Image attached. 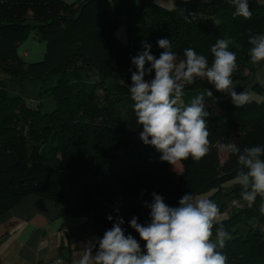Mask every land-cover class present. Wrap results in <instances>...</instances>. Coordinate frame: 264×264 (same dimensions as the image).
Here are the masks:
<instances>
[{
	"label": "trees",
	"instance_id": "16d2710c",
	"mask_svg": "<svg viewBox=\"0 0 264 264\" xmlns=\"http://www.w3.org/2000/svg\"><path fill=\"white\" fill-rule=\"evenodd\" d=\"M112 1L0 0V74L8 76H0V216L36 195L56 201L63 213L89 218L96 238L122 218L125 235L142 248L145 242L129 222L133 217L142 225L150 222L146 204L153 193L176 207L183 195L196 196L236 176L237 155L227 145L241 151L264 146V100L237 107L229 99L213 98L205 104L209 152L198 161H180L183 172L175 177L169 163L160 160L161 153L140 139L143 128L129 92L132 74L124 69L136 71L131 61L144 43L159 58L161 38L170 39L178 60L184 59V49L192 48L211 65V46L230 38L238 66L232 81L241 78L250 61L249 37L264 34V3L248 0L252 16L245 19L234 17L227 0H194L184 13L137 0L125 10L127 41L121 43L114 34L121 10ZM31 33L45 43V52L41 60L26 62L18 47ZM154 75L146 74L145 80ZM205 88L215 89L197 78L185 92ZM43 95L54 101L49 112L41 100L35 107L26 103ZM46 143L58 158L42 154ZM219 146L226 149L222 162ZM241 191L240 185L233 186L229 203L220 208L228 212L220 223L231 236L220 251L228 264H264L261 197L244 205ZM234 200L243 206L229 207ZM238 223L247 225L245 235Z\"/></svg>",
	"mask_w": 264,
	"mask_h": 264
},
{
	"label": "clouds",
	"instance_id": "9594fccd",
	"mask_svg": "<svg viewBox=\"0 0 264 264\" xmlns=\"http://www.w3.org/2000/svg\"><path fill=\"white\" fill-rule=\"evenodd\" d=\"M227 2L235 8L234 17L251 18L248 0ZM232 43L230 38H222L211 46V65L205 55L192 48L184 49V59L178 60L167 38L157 41L163 49L159 58L151 53V45L147 43L132 58L136 71L132 72L129 92L136 122L143 128L140 139L161 153V161L175 166L189 157L201 160L209 152L206 121L209 113L205 100L213 92L205 88L185 104L186 85L193 84L197 78L204 79L216 91L229 95L237 107L250 102V95L244 91L237 93L233 85L232 74L238 66L236 53L229 50ZM248 43L250 62L255 65L264 61V34L251 35ZM153 71L154 78L145 80L146 74ZM226 147L237 155L235 183L241 186L242 199L252 206L260 196L259 211L264 215V146L246 147L243 151L235 144ZM152 195V202L146 204L150 208V222L142 225L136 217L129 222L145 242L143 249L132 235H125L124 220L117 217L102 238L83 245L73 264H228L227 255L220 249L225 248L231 236L220 223V208L215 201L188 193L182 196L178 206L172 207L161 195ZM108 220L113 217L108 216ZM56 264L63 261L57 260Z\"/></svg>",
	"mask_w": 264,
	"mask_h": 264
},
{
	"label": "crops",
	"instance_id": "0c3cea01",
	"mask_svg": "<svg viewBox=\"0 0 264 264\" xmlns=\"http://www.w3.org/2000/svg\"><path fill=\"white\" fill-rule=\"evenodd\" d=\"M136 1L113 0L112 3L126 10ZM152 1L184 13L194 0ZM21 51L22 58H30L26 62L39 61L45 52V43L31 33L24 40ZM95 240V227L89 218L63 213L60 204L44 197L28 195L0 216V264H46L57 256L73 264L83 245Z\"/></svg>",
	"mask_w": 264,
	"mask_h": 264
},
{
	"label": "rangeland",
	"instance_id": "374dc122",
	"mask_svg": "<svg viewBox=\"0 0 264 264\" xmlns=\"http://www.w3.org/2000/svg\"><path fill=\"white\" fill-rule=\"evenodd\" d=\"M259 3H264V0H257ZM125 20V10H121L118 19H117V27L115 29V36L116 38L121 42V43H125L127 41V34H126V28L124 25V21ZM22 45L23 42L19 45L18 47V53L21 56L22 52ZM28 54V53H27ZM25 58L24 60H28L30 61V58H27V56L23 57ZM40 59V57L38 58ZM32 61H34L32 59ZM249 70L252 71L251 74H249ZM133 72V68H126L124 69V73L131 75ZM1 77L8 79V76L5 74H0ZM91 80L95 79V76H90ZM109 87L113 88L114 87V80L113 79H109ZM233 85L235 87V91L237 93L240 92H247L250 97L251 100H254L256 102H261L262 100H264V61L258 63V64H252L250 61H248L246 63V68L244 69V72L242 73V77L235 79L233 81ZM256 87H259L260 90H256ZM204 89H199V90H195L193 92H185V95L183 97V102L185 104L189 103L190 100L195 97L196 95H198L199 93H201ZM213 92V96L212 97H206L205 100V104H208L209 102H211V100L213 98H226L231 100V97L225 93H221L216 91L215 89H210ZM98 92H100V90H98ZM35 97V98H34ZM32 99H27L26 103L31 106V107H35L38 103L39 100H41L44 109V112H49L53 107H54V101L52 98L47 97L46 95H43L42 97H36L34 96ZM42 154L45 155L46 157H48L51 160H54L56 158H58L57 153L54 150V147L49 145V144H43L42 148H41ZM226 155V149L223 146H219V157L221 162L224 160ZM169 171L171 173H173V175L175 177H178L182 172H183V167L182 164L180 162H178L175 166L169 164L168 166ZM237 185V183H235V177L233 178H229L225 181H223L222 183L219 184V186L214 187L212 189H206L202 192H200L198 195H196V198H201V197H207L210 198L211 200L215 201L218 205L219 208H221V206H223V204H228L231 198V190L233 188V186ZM244 205H246L245 203H247L246 201L243 200ZM243 206V205H242ZM220 220L226 218L228 216V212L220 209ZM236 228L243 234L245 235L246 230H247V225L245 223H238L236 225ZM144 247H142L143 249Z\"/></svg>",
	"mask_w": 264,
	"mask_h": 264
},
{
	"label": "built area",
	"instance_id": "2783aa9c",
	"mask_svg": "<svg viewBox=\"0 0 264 264\" xmlns=\"http://www.w3.org/2000/svg\"><path fill=\"white\" fill-rule=\"evenodd\" d=\"M240 206H242V205L239 204L236 200L232 201L229 205V207H240ZM57 260L63 261V264H71L66 258L61 257V256L55 257L53 260H51L50 262H48L46 264H56Z\"/></svg>",
	"mask_w": 264,
	"mask_h": 264
}]
</instances>
